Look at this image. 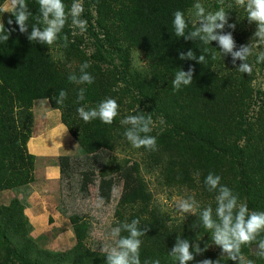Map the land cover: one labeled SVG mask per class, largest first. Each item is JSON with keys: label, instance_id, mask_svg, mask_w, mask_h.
Returning a JSON list of instances; mask_svg holds the SVG:
<instances>
[{"label": "trees", "instance_id": "16d2710c", "mask_svg": "<svg viewBox=\"0 0 264 264\" xmlns=\"http://www.w3.org/2000/svg\"><path fill=\"white\" fill-rule=\"evenodd\" d=\"M87 1L94 9V23L101 39L97 52L91 56L79 50L80 39L72 35L70 20L53 45L29 41L31 25L40 15L38 0H26L32 12L28 33H20L18 25L8 24L10 18L15 20L11 12L3 21L6 28L17 30L7 42H0V192H19L33 182L35 157L26 146L33 127L31 108L35 100H46L59 111L60 122L78 146L81 157L109 154L101 166L90 159V164L95 166H87L83 171L79 158H67L63 162L62 178L75 181L78 176L73 171H80L77 191L84 193V179L94 170L104 178L132 163L136 187L118 201L113 226L139 219L140 227L148 228L141 237V264L145 261L150 264L156 259L160 264H179L170 255L177 236L189 239L193 245L199 240L201 248L209 245L205 253L196 255L189 264H199L206 258L221 259L220 264H237L214 244L208 229L196 225L200 223V211L209 205L213 210L216 207L217 193L209 191L205 184L209 173L220 175L221 183L237 193L250 211H264V96L257 104L253 101L254 70L251 75L239 72L237 68L242 61L234 64L230 54L220 52L218 42L205 45L199 40L175 35L174 12L183 11L187 18L197 0ZM64 2L70 6L72 0ZM199 2L207 7L206 11L221 7L219 0ZM228 4H233V8L228 9ZM223 6L229 11V24H235V29L226 26L224 32H232L238 50L241 45L252 42L256 24L249 23L245 9L236 6L234 0H225ZM191 30L190 24L186 34ZM64 35L68 36L66 47ZM204 48L209 49L203 53L204 64L179 58L181 51L193 50L199 56ZM131 49L143 53L142 67L130 65ZM54 51L58 57L53 55ZM212 53L216 55L215 60ZM113 59L120 64L106 69L99 67ZM256 60L254 49L248 62L255 66ZM85 61L90 63L87 71L94 77V83L70 82L68 76L79 75L80 65ZM191 66L195 67L193 82L174 90L175 73L181 68L187 71ZM80 88L86 90L85 99L78 103ZM61 90L68 96L59 105L55 98ZM109 97L120 106L112 124L99 119L86 123L78 115L79 107L95 108ZM253 105H257V110L250 112ZM141 112L151 118L152 124L159 125L158 134L149 133L157 138L155 151L134 148L124 136L127 126L120 121ZM137 151L141 153V163L125 155L124 159L118 157L123 152L129 156ZM144 173H156L159 186L176 190L179 195L183 193L185 198L193 197L200 204L197 214H187L177 220L164 214ZM23 210L16 198L0 206V264H106L102 249L87 246L89 223L82 217H69L76 243L64 255L40 249L34 243L29 236L31 225ZM261 239L264 232L257 237V242ZM257 251L256 242L241 248L246 260L264 264V258L258 257Z\"/></svg>", "mask_w": 264, "mask_h": 264}, {"label": "clouds", "instance_id": "9594fccd", "mask_svg": "<svg viewBox=\"0 0 264 264\" xmlns=\"http://www.w3.org/2000/svg\"><path fill=\"white\" fill-rule=\"evenodd\" d=\"M221 7L216 11H206L205 7L197 0L193 5V12L186 18L183 11L174 12L173 26L175 35L183 37L186 40L201 41L203 44H212L218 42L220 52L223 55H231L233 63L237 60L242 61L237 70L241 73L251 75L253 66L248 62V58L253 54L257 43H264V0H234L238 7L245 9L249 23L257 25L253 34L252 42L241 45L237 50L236 41L232 32H224L225 27L235 29V24H229L228 12L223 6L225 0H219ZM40 15L36 18V23L31 25V32L28 39L31 42H38L43 45L51 46L62 33L65 25L71 22L74 28L85 31L87 21L82 18L85 11L82 0H72L71 5L65 4L64 0H38ZM228 9L233 8V4L227 5ZM11 12L15 20L9 19V25H18L20 33H28L29 18L32 12L26 3V0H4L0 4V13ZM194 17V18H193ZM191 24V31L186 30ZM42 25V26H41ZM16 27L6 28L3 22H0V42H7ZM64 46H67L68 36H63ZM209 49L204 48L201 54L197 56L193 50L186 53L181 51L179 58L181 60H195L199 64L205 63V55ZM212 59H216L215 53H212ZM257 63L264 62V52L257 56ZM90 63L85 61L80 65V74L72 73L68 76L70 82L76 84H92L94 77L87 71ZM195 67L191 66L187 71L181 70L175 73L172 80L174 90H180L182 86L190 85L194 80ZM85 89L80 88L77 93V102L85 99ZM68 93L65 90L59 92L56 102L62 105L67 99ZM118 102L109 97L104 99L95 108L81 106L77 109L78 115L84 122H91L99 119L105 124H112L119 115ZM120 123L127 126L124 136L134 148H146L148 150H157V138L149 135L152 131V120L146 117L143 112L135 115H129L123 118ZM199 173H197V176ZM221 176L209 173L205 178V184L209 191L217 193L216 207L213 210L211 205L204 208L199 213L201 226L208 229L211 233V239L214 244L222 249V253L227 255L231 261L237 264H254L252 260H246L241 254L243 245H250L256 242L259 251L258 257L264 258V239L257 242V237L264 232V211H250L247 204L240 201L239 195L231 188L221 183ZM176 207L181 213L196 215L200 208L199 202L193 197L180 199ZM148 228L140 227V220L133 219L131 222H124L111 229L112 244H105L102 253L107 257L106 264H141L140 249L142 239ZM126 232V236L121 233ZM209 248L205 244L201 248L199 240L193 245L189 239H181L177 236L176 243L170 251V255L175 257L179 264H189L195 259L196 255H202ZM194 249V250H193ZM223 255V256H224ZM221 259L213 261L212 259H203L199 264H220ZM145 264H149L145 261ZM150 264H160L156 259Z\"/></svg>", "mask_w": 264, "mask_h": 264}, {"label": "rangeland", "instance_id": "374dc122", "mask_svg": "<svg viewBox=\"0 0 264 264\" xmlns=\"http://www.w3.org/2000/svg\"><path fill=\"white\" fill-rule=\"evenodd\" d=\"M82 3L85 9L82 18L87 21L86 30L80 31L72 25L70 30L73 36L80 39V42L77 43L79 50L85 55L91 56L97 52L101 39L95 27L96 15L92 5L87 0H82ZM9 13H0V22H3ZM254 49L258 56L260 52H264V43H257ZM53 55L58 57V53L55 51ZM129 59L130 65L134 67L139 68L145 64L143 53L135 49H131ZM119 64L117 59H113L108 64H99V67L106 69ZM253 68L255 74L251 83L252 97L257 104L264 96V62L258 63ZM256 110L257 105H253L250 112ZM31 112L33 127L26 146L27 151L35 157L34 180L25 189L23 187L20 192H0V206L9 204L13 198L22 204L23 213L31 225L29 236L40 249L64 255L70 252L76 243L73 227L69 221V217L72 215L82 217L89 223V236L85 241L87 246H91L93 249H102L103 245L112 244L110 233L114 228L116 205L122 197L136 187V176L132 163L129 162L120 172L104 178H100L97 170H94L92 175H88L84 179V193L77 191L76 188L79 185L76 181L80 179V174H77L80 171L77 169L73 171L74 176H78L75 181L73 179L67 181L65 177L61 176L63 162L67 158L71 160L79 158L83 171L87 166H95L90 164V159L96 160L101 166L106 162L109 154L81 157L78 154V146L60 122L59 111L53 109L46 100H35ZM158 126L155 123L151 125V134H158ZM124 155L131 158L132 161L141 163L140 151L129 156L123 152L118 154V157L124 159ZM141 169L144 170L143 163ZM66 170H68L67 167ZM144 179L150 184L149 189L153 193L155 202L164 214L176 220L187 215L181 213L176 207L178 200L186 199L183 193L179 195L176 190L159 186L156 182V173L145 174Z\"/></svg>", "mask_w": 264, "mask_h": 264}, {"label": "crops", "instance_id": "0c3cea01", "mask_svg": "<svg viewBox=\"0 0 264 264\" xmlns=\"http://www.w3.org/2000/svg\"><path fill=\"white\" fill-rule=\"evenodd\" d=\"M4 2H2V4H3ZM48 102V101H47ZM68 181V180H67ZM26 187V186H25ZM25 187H24V189H25ZM20 192V191H19ZM60 212H61V210H60ZM63 214V213H62Z\"/></svg>", "mask_w": 264, "mask_h": 264}]
</instances>
